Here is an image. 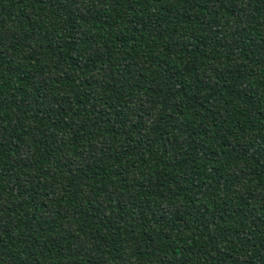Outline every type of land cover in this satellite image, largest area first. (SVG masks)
Listing matches in <instances>:
<instances>
[{
	"label": "trees",
	"instance_id": "1",
	"mask_svg": "<svg viewBox=\"0 0 264 264\" xmlns=\"http://www.w3.org/2000/svg\"><path fill=\"white\" fill-rule=\"evenodd\" d=\"M0 264H264V0H0Z\"/></svg>",
	"mask_w": 264,
	"mask_h": 264
}]
</instances>
